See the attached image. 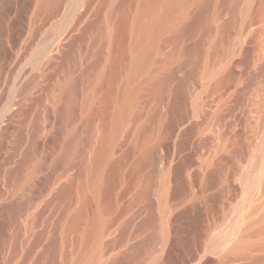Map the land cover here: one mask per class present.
<instances>
[{"label": "rangeland", "instance_id": "obj_1", "mask_svg": "<svg viewBox=\"0 0 264 264\" xmlns=\"http://www.w3.org/2000/svg\"><path fill=\"white\" fill-rule=\"evenodd\" d=\"M47 1L0 0V128L9 125L8 103H24L22 112L0 132V264H264V233L257 232L264 223V1L251 0L252 37L244 52L234 56L240 76L222 101L221 120L216 115L222 104L216 97L202 115L187 120L177 168L181 194L167 202L171 212L161 199L162 166L153 169L142 159L145 150L139 142L142 133L149 138L157 128L164 102L154 97L153 87L175 66L166 62L175 50L174 31L193 23L196 0L173 32L165 35L160 71L145 85L135 109L138 125L145 124L146 132L125 131L110 154L108 166L123 160L122 167L119 177L108 183L104 232L98 243L89 246L91 250L85 224L67 230L81 205L79 183L92 156L88 139L114 126L144 1L58 0L44 7ZM234 9L225 16L224 41L234 31L232 21L238 13ZM69 30L74 36L61 52L43 55L54 36ZM97 72L101 74L92 80ZM69 81L73 84L65 89ZM165 82L166 87L169 81ZM88 90L95 95L93 109L87 111L83 103ZM186 107V100L179 98L178 114L185 117ZM133 145L136 152L126 158ZM169 146L164 152L170 153ZM71 148L78 149L70 172L55 163ZM133 169H137L134 178ZM143 187L147 196L133 204ZM165 214L178 218L168 236L170 244L164 237ZM146 221L150 222L144 225ZM229 232V245L245 234L248 238L238 239H247V249L223 257L231 246H223Z\"/></svg>", "mask_w": 264, "mask_h": 264}, {"label": "bare ground", "instance_id": "obj_2", "mask_svg": "<svg viewBox=\"0 0 264 264\" xmlns=\"http://www.w3.org/2000/svg\"><path fill=\"white\" fill-rule=\"evenodd\" d=\"M57 1L58 0H50L45 3L43 2L44 7L51 6L50 4L53 3L55 4ZM143 1L144 2L141 7L142 8L141 13L137 15L138 17L135 16L137 17V20L135 22L136 24L133 31L134 38L131 45L132 56L130 60L127 61L128 62L127 63L128 66H126L127 76H126V81H124L125 86L123 85L124 90L122 91L123 92L122 100L120 98L121 101L119 104V108H117L118 111L116 109L117 113L114 116L115 118L114 120L115 122L113 123L114 128L111 127L110 128L111 131L107 133L101 132L102 136L94 134L88 139L89 145L92 147V151H91L92 156L91 159L87 160L88 162H86L87 164L85 170H83L85 171L84 177L79 183L81 205L76 215L73 216V218H71V222L69 223L67 230L69 231V229H74V228H75L74 230H76L83 227L85 224L86 230L85 228L82 230H85V239L88 242V247L92 245V242L98 243L97 241L104 232V227H103L104 221L102 218L103 217L102 213L104 211V203H106L105 202L107 195L106 193L110 190V186H111V185L109 186L108 183L109 181L110 182L113 181L110 179L115 180L116 178L119 177L120 170L122 167L123 160L122 161L120 160L121 162L117 161V163L114 162L113 164L110 163V165L108 166L110 154L116 149V146L118 145L117 144L118 139L120 135L123 134L125 131L134 129L139 132L136 133L139 135L142 132H146L145 130L147 127L145 128L146 126L145 124H142L144 127L138 125L139 123L136 118L135 109L136 107H138L137 105L143 99L145 85L147 84V82L151 80V78L152 79L154 78L152 77L153 74L159 70L158 69L159 55L164 49L163 41L165 40L164 39L165 35L171 31L173 32L174 29L171 30L173 26L176 23H178L183 16L185 17V14L189 11V8L191 6L190 4L195 0H143ZM196 2L198 4L197 8L191 11V14L193 15V23L191 22L183 23L179 27H177L178 29H175L176 31H174L175 34L172 39L175 44V48H174L175 50H173L172 54L166 57L167 58L166 62L168 63L174 62L175 66L173 67L172 70H170L171 68L169 69L171 71L168 72L170 76L168 75H167L168 77L165 76L166 79L162 78L166 81L165 83L169 81L168 86L166 87L163 86L164 85L163 84L164 80H163L160 81L161 83L159 81H158L159 83H155V86L153 87L155 91V93L153 91V94H155L154 97H156L157 100L164 102L163 106H159V108L161 107V110L160 109H159L160 111L158 110L159 119L157 117L158 119V125L156 124L157 128L156 129L154 128L155 131L154 132L152 131L153 135L151 133V136L149 135L150 136L149 138L146 136V133H142L145 135H141V137L143 138V139L141 138V140L143 141L139 142L141 147L142 148L144 147L145 150L142 159L146 161H150L151 163L150 167H152L153 169L158 170V168H160L161 166L163 167V168L161 167L160 169V173H161L160 191H161V199L162 202L164 203V207L166 206L165 207L166 209L167 206L171 204L170 202L167 205V202L170 201V199L174 200L175 196H180L179 194H181L177 180L178 179L177 168L183 155V141L184 138L186 137L185 136L186 133L188 132L187 130L189 129V126H187V122L189 121L187 120L188 118L191 119L190 117L202 115L205 112V110L209 108V105L212 104V102H214L215 97L216 99H219L217 101H221L222 104V101L225 99V97L230 91V87L239 80L240 73H238V70H236L235 65L237 60L234 59V56L236 57L237 54L244 52V49H246L245 48L246 43L249 40L251 33L253 31V28H251V26L254 25L252 24L253 9L251 6V0H196ZM231 7L235 8L238 13L235 16L236 19L232 21L233 24L232 28L234 29L233 33L231 34L232 36L230 35L231 38H228L227 41L226 40L224 41L223 34L225 31L224 29L226 23L225 16ZM256 19L257 18H255V20ZM73 36H74V30H69L67 32H63L61 35L58 34L54 36L52 38L51 43L44 49L43 55H47L50 52L53 53L61 52L63 48H65L67 43L71 41ZM111 71H113V69ZM98 73L99 72L95 73L94 76L93 75L91 76L92 80L93 77L95 80L99 77L101 73L99 74ZM154 82H151V84L153 85ZM72 84L73 83L70 81L67 82L65 84V89L68 87L70 88ZM102 84L105 85L104 83ZM164 87L166 89H164ZM165 91L167 92L166 95L164 94ZM94 95H95L94 90L93 91L90 90L86 95L87 98H85V102L83 103L84 104L83 108L85 109L86 106L87 111L92 108L90 106L92 104L90 103L93 102L92 98L94 99L93 97ZM182 97L188 103V108L186 107L187 115L185 117L178 114V100L179 98ZM108 98H110V96ZM104 101L106 102V100ZM106 103L108 104V102ZM106 103L103 104L105 105ZM8 104L9 105L6 107L7 109L6 113L8 114L7 122L10 125V123L15 119V117H17L24 109V103L22 104L20 101L16 102V100L15 101L12 100ZM158 104L156 105V108ZM104 105L103 108L105 107ZM224 105L225 104H222V106H220L221 107L220 110L217 112L216 117L218 120L221 118V112H222L221 109H223ZM261 106L264 108V102H262ZM156 108L154 107V112ZM218 120L216 121L218 122ZM9 125L7 126V128L9 127ZM7 128H0L1 129L0 132L1 133L4 132ZM143 136L147 138H144ZM136 138L139 137L136 136ZM139 143L137 146H139L138 148L140 149ZM167 145L168 146L170 145L172 148L170 153L164 152ZM133 147H131L133 149L131 150L129 149L130 151L126 153L125 156L126 158H128L134 150H135L134 152H136L135 149L136 145L135 146L133 145ZM171 148H169V150ZM72 149L73 148L66 151L63 157L60 159L61 162L56 161L55 165L58 164L60 165L62 163L64 166L63 170L65 169V171H68L70 168H72L75 162V157L78 148H76L75 150ZM125 157L124 159H126ZM136 174H137V169H133V171L131 172V177L132 176L133 178L136 177ZM143 188L145 189L139 191V193L137 192L133 204L139 203V201H141L147 196L148 189L146 187ZM184 193L186 194V192ZM96 205L98 207H96L95 209ZM93 208L95 209V212L91 211ZM167 215L165 214L163 218L165 219L163 223L164 226L163 228H165L164 237L166 235L165 239H167V244H168L169 243L168 238L170 239V237H172L171 235L170 237H168L169 233H171V229L174 226L173 223L175 219L178 218L177 215L174 214H170L171 217L170 216L168 217ZM165 217H167V219ZM148 222L150 221L144 222V225H147ZM263 225H261L262 227L258 226L259 227L257 229L258 233H264ZM245 232H247V230ZM237 233H239L238 230ZM231 237H232V232H229L226 236H224L223 246L224 243L226 245H229L228 243L229 241H231L230 240ZM244 237L237 236L236 242L235 243L233 242L232 245H231L232 242H230L231 246L229 245L230 247L229 249L227 248L228 250H226V253L224 254L222 253L223 257L225 254L228 257H230L232 254L231 257H233V255L238 253L239 249H242L243 251V248L245 252L248 244L246 243L248 242L247 239L245 240L238 239ZM85 244L87 245V243ZM94 247L95 245H93V248ZM165 247L166 249L168 248L167 246ZM89 248L91 250L92 247ZM92 251H94V255H95V250ZM233 252L235 254H233ZM93 257L97 258V256H93ZM86 258H88V256H86ZM86 258L84 260H86ZM80 260H77V262L78 261L80 262Z\"/></svg>", "mask_w": 264, "mask_h": 264}]
</instances>
